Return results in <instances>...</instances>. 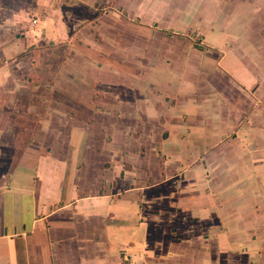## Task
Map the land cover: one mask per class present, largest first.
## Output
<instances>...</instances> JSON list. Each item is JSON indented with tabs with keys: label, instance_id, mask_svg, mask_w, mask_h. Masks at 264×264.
I'll list each match as a JSON object with an SVG mask.
<instances>
[{
	"label": "crops",
	"instance_id": "0c3cea01",
	"mask_svg": "<svg viewBox=\"0 0 264 264\" xmlns=\"http://www.w3.org/2000/svg\"><path fill=\"white\" fill-rule=\"evenodd\" d=\"M108 1L0 0V264H264V0Z\"/></svg>",
	"mask_w": 264,
	"mask_h": 264
},
{
	"label": "rangeland",
	"instance_id": "374dc122",
	"mask_svg": "<svg viewBox=\"0 0 264 264\" xmlns=\"http://www.w3.org/2000/svg\"><path fill=\"white\" fill-rule=\"evenodd\" d=\"M111 0H109L108 2H110ZM157 1V2H156ZM159 1L160 0H152V2L150 1V0H143V4H146V5H143L142 6V12H144V14H146V15H152V13H150V4H155V2L158 4V6H159V9H160V5H159ZM146 2V3H145ZM151 2V3H150ZM200 2H201V0H191L190 1V3L188 4V6H187V16H188V18H192L193 17V15L194 14H196V12H197V10L199 9V6H200ZM107 5L108 4H106L105 3V5H104V7L102 8V6H100V7H98L97 9H98V11H99V16L103 13V12H105V11H107L108 9H111V8H113V7H111L110 5H108V7H107ZM135 5H137V3H135ZM212 6V5H211ZM115 11H116V9H119V11L120 12H122V14L123 15H125V14H128V9L127 10H125V9H122V8H118V7H116V8H113ZM152 11H153V8L151 9ZM151 11V12H152ZM100 20L101 19H99V22H100ZM65 77V76H64Z\"/></svg>",
	"mask_w": 264,
	"mask_h": 264
}]
</instances>
